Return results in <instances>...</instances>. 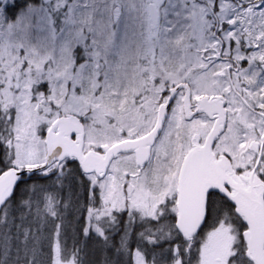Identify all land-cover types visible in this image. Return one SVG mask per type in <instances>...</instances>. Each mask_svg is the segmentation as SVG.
<instances>
[{"label":"snow or ice","instance_id":"snow-or-ice-1","mask_svg":"<svg viewBox=\"0 0 264 264\" xmlns=\"http://www.w3.org/2000/svg\"><path fill=\"white\" fill-rule=\"evenodd\" d=\"M0 264H264V0H0Z\"/></svg>","mask_w":264,"mask_h":264}]
</instances>
